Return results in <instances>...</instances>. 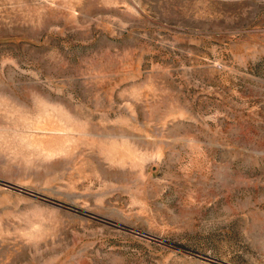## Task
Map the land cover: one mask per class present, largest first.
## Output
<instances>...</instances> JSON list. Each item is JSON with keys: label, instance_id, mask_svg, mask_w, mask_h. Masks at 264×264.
Masks as SVG:
<instances>
[{"label": "rangeland", "instance_id": "1", "mask_svg": "<svg viewBox=\"0 0 264 264\" xmlns=\"http://www.w3.org/2000/svg\"><path fill=\"white\" fill-rule=\"evenodd\" d=\"M0 264H264V0H0Z\"/></svg>", "mask_w": 264, "mask_h": 264}]
</instances>
